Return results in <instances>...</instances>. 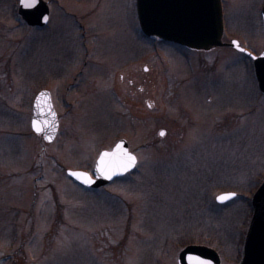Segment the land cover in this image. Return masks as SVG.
Here are the masks:
<instances>
[{"label":"rangeland","instance_id":"rangeland-1","mask_svg":"<svg viewBox=\"0 0 264 264\" xmlns=\"http://www.w3.org/2000/svg\"><path fill=\"white\" fill-rule=\"evenodd\" d=\"M18 1L0 0V264H178L191 240L238 264L264 180V96L252 59L144 37L136 0H45L46 29L23 23ZM221 2L223 41L259 55L264 0ZM75 20L90 25L84 40ZM41 90L59 116L48 144L31 129ZM120 139L135 170L72 195L65 169L92 173ZM224 192L237 198L219 205Z\"/></svg>","mask_w":264,"mask_h":264},{"label":"water","instance_id":"water-1","mask_svg":"<svg viewBox=\"0 0 264 264\" xmlns=\"http://www.w3.org/2000/svg\"><path fill=\"white\" fill-rule=\"evenodd\" d=\"M136 12L140 30L147 38L177 44L197 51H211L217 47L229 46L245 52L253 60L255 78L259 91L264 94V50L254 56L238 46L236 41L224 43V20L221 0H136ZM18 16L28 26L44 28L49 22V7L43 0H38L36 7L24 8L18 4ZM264 23V6L261 10ZM147 71V68H144ZM31 129L44 143L54 141L58 128V116L53 108L50 93L40 91L34 99ZM41 132L33 128V121ZM164 133V131L160 132ZM163 136V135H161ZM119 146V147H118ZM104 153V165L100 164ZM125 153L129 152L125 140H120L112 151L100 154L93 176L83 171H67V175L86 187L98 189L110 184L114 179L132 172L137 164L124 167ZM108 173H110V178ZM220 197H225L221 200ZM237 195L233 192L219 194L217 204H227ZM252 215L244 238L239 264H264V180L251 199ZM178 264H221L218 253L207 246L188 245L178 254Z\"/></svg>","mask_w":264,"mask_h":264},{"label":"flooded vegetation","instance_id":"flooded-vegetation-1","mask_svg":"<svg viewBox=\"0 0 264 264\" xmlns=\"http://www.w3.org/2000/svg\"><path fill=\"white\" fill-rule=\"evenodd\" d=\"M74 25H75V27H77L78 29H80L82 32H81V38H82V40H84V38L83 37H85V36H88L87 35V30H89V27L88 26H90V25H88L87 24V22L85 21V20H81V22H78L77 20H75L74 21ZM91 31V30H90ZM121 140V139H120ZM119 141V140H118ZM117 141V142H118ZM117 142L115 143V144H113L111 147H108L107 149H103V150H101L100 151V153H99V155L103 152V151H110V150H112L113 148H114V146L117 144ZM128 143V142H127ZM128 146H129V144H128ZM99 155H98V157H99ZM97 161V160H96ZM95 166H96V163H95V165H94V167H93V170H94V168H95ZM68 169H65V172L67 171ZM77 170V169H76ZM93 170H92V172H93ZM84 171V170H83ZM119 179H121V178H119ZM119 179H116V180H119ZM115 180V181H116ZM114 181V182H115ZM114 182H112V183H114ZM112 183H110V184H108L107 186H109V185H111ZM70 185H73L74 187H76V191L74 192V191H71L72 192V195H77L78 196V198H82V199H84V196H85V193L87 194V195H94V194H96V193H98V191H100V190H102V189H104L105 187H107V186H105V187H103V188H98V189H92V188H88V187H85L83 184H80V183H78V182H76V181H73V180H71V182L69 183ZM34 185H36V183H34ZM95 200V197L93 196V197H91V199H90V201L92 202V201H94ZM89 201V202H90ZM77 203L80 205V210L78 211V216H80V214H81V216L83 215V213H84V210H85V204L82 202V200H78L77 201ZM6 263H8V261H5V264ZM10 264H19V262L16 260V256L15 257H12V261H10L9 262Z\"/></svg>","mask_w":264,"mask_h":264},{"label":"snow or ice","instance_id":"snow-or-ice-1","mask_svg":"<svg viewBox=\"0 0 264 264\" xmlns=\"http://www.w3.org/2000/svg\"><path fill=\"white\" fill-rule=\"evenodd\" d=\"M37 3H38V0H20V4L24 8H34V7H36ZM37 124H38V122L34 120L33 121V128L35 131H37L39 133V132H41V128L38 127ZM161 135H164V133H161ZM108 156H109V153L103 154L101 161H100L101 165H104V157H108ZM125 156H126V163L124 164V167L130 166V165L135 163V157L130 156L126 153H125ZM108 175L110 178V173H108ZM220 199L224 200L225 197H220Z\"/></svg>","mask_w":264,"mask_h":264},{"label":"trees","instance_id":"trees-1","mask_svg":"<svg viewBox=\"0 0 264 264\" xmlns=\"http://www.w3.org/2000/svg\"><path fill=\"white\" fill-rule=\"evenodd\" d=\"M159 43H162V42L159 41ZM150 105H151L150 109H151V108L153 109V103H151ZM194 242H195V241H193V240H191V241H185V242L182 243V246L185 247L186 245L194 244ZM198 243H200V242H198ZM210 243H211V242L206 243V244H207L208 246H210V247H214L213 244H212V243L210 244ZM214 249L218 250L219 253L222 255V257L226 258L225 253H223L222 250H220V249H218V248H214ZM239 255H240V254L237 253V258H239Z\"/></svg>","mask_w":264,"mask_h":264}]
</instances>
